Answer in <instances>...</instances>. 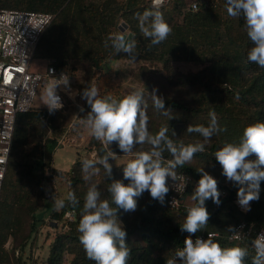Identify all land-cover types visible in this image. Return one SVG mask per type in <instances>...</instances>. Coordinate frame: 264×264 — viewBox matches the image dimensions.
I'll list each match as a JSON object with an SVG mask.
<instances>
[{"label":"trees","instance_id":"obj_1","mask_svg":"<svg viewBox=\"0 0 264 264\" xmlns=\"http://www.w3.org/2000/svg\"><path fill=\"white\" fill-rule=\"evenodd\" d=\"M188 1L170 0L167 6L159 9L171 26L172 33L158 45H153L150 38L143 36L136 19L137 13L142 14L153 8L151 0H0V8L55 15L54 21L42 36L36 53L41 52L46 58H54L49 64L54 60L57 70L65 71L70 80L73 74L68 69L71 57L67 49H62L68 45L66 41L69 44L72 42L71 47H77L83 52V58L88 65L87 73L90 79H94L92 87L98 89L100 98H124V87L114 69L106 66L104 70H100L104 59L109 62L133 60L161 65L170 74L166 78L162 76V79L181 94L184 93L185 97L178 99L170 98L166 94L162 96L165 109H171L165 115L163 110L154 107V100L146 98L143 92V107L152 134L166 126L169 129L168 136L178 144L202 142L203 137L197 133H188L187 128L189 125L207 127L210 123L209 113L216 112L220 126L227 127V132L214 135L203 153L196 154L190 163L178 166L176 171L191 178L186 197L192 196L201 178L198 172L200 169L204 168L217 179L221 204L217 206L211 199L206 201L211 218L208 226L198 233H218L219 237L214 242L222 247L247 248L245 264H252L256 255L251 248L252 239L243 243L230 242L227 239L230 233L228 229L234 228L240 222L253 225L254 230L264 227V181L260 185L259 200L251 202L248 212H241L235 204L239 186L222 175L223 169L216 161L215 153L227 143L238 144L247 126L264 122V68L248 62L247 53L254 45L247 36L242 15H228L226 0H195L199 6L197 12L184 10ZM123 23L134 35L136 47L131 56L123 52L116 53L111 41H108L110 35L119 33V27ZM105 41H108L107 47ZM174 63L193 65L197 71L178 73L176 76ZM157 93L162 95L163 91L157 90ZM68 100L70 99L64 95V108L54 113H50L48 108H33L18 118L0 200V264L11 263L4 248L8 233L16 236V232L22 230L21 223L13 212L29 211L33 219L29 234L21 238L22 244H18L13 253L15 256L17 250H24L27 240L37 231L40 223L35 218L39 203L33 201L32 194L41 186L42 179L53 180L57 176L69 182L70 192L75 193L79 203L73 206L67 199L64 208L51 213L53 221L63 222L66 212L75 211L76 221L69 231H63L52 243L46 264H65L66 254L73 256L71 264H95L87 258L80 243L78 225L88 189L95 184L102 193L101 199L111 202L108 188L112 181L99 164L95 166L100 169L102 180L99 183L95 179L85 180L83 162L79 158L67 173L54 169L52 176L46 177L50 162L44 160V155L45 152L52 155L58 147L57 136H63L64 111ZM84 105L87 115L91 112L87 99ZM78 125L80 124H74L67 134L77 133ZM172 131L176 136L172 135ZM49 134H53L52 137ZM89 142L97 150V159L106 155L108 150L113 151L116 156H125L116 142L105 145L93 137ZM150 150L151 146L144 144L136 146L133 151ZM163 155L165 161L172 159L167 151ZM251 159L254 160L255 157ZM114 161H109L113 168V179L122 180L127 185L129 181L123 178V167L129 161L113 164ZM38 170L40 174H37ZM167 195L161 203L152 199L150 193L145 191L137 198L136 211H118L121 226L127 232L126 244L131 248L128 264H165L184 245L188 233L181 231L184 220L179 216L186 212L171 210L167 205ZM111 206L115 207L114 204Z\"/></svg>","mask_w":264,"mask_h":264},{"label":"clouds","instance_id":"obj_2","mask_svg":"<svg viewBox=\"0 0 264 264\" xmlns=\"http://www.w3.org/2000/svg\"><path fill=\"white\" fill-rule=\"evenodd\" d=\"M163 0H153V8L137 13L139 29L143 36L150 38L153 45L165 41L172 33L171 26L166 22L163 12L158 5ZM226 10L229 16H241L252 47L247 53L249 63L264 68V0H226ZM116 53L132 55L136 44L133 39L123 34H113L108 37ZM105 41V47L108 46ZM60 79H65L64 75ZM69 83V82H68ZM56 85L49 84L46 88V105L50 113L63 107L61 97L57 95ZM226 87V86H225ZM91 106V112L86 117V126L97 141L105 145L113 142L125 155H134L123 167V178L129 181L126 185L122 180L113 179V168L110 159L115 160L116 154L108 150L107 154L95 161L84 160L83 171L87 173L85 180L99 173L95 165H102L107 177L112 181L108 188L111 202L101 199V191L93 184L87 191L83 214L79 221V239L89 260L95 264H128L131 257V248L126 244L127 232L118 216V211H136L137 198L147 191L154 200L163 203L170 191L168 178L172 181H184V176L177 174V167L190 163L194 156L205 151L206 145L214 135L227 132V127H221L215 111L209 113L210 123L203 125H189L188 133H197L203 141L184 145L177 143L168 136L169 129L164 126L156 134L148 128V116L143 107L144 94L137 90L117 100L112 96L99 97L97 88L85 89L83 93ZM154 107L164 111L165 115L171 109H165L164 100L152 94ZM172 135L176 133L172 131ZM148 144L150 151L134 153L138 145ZM171 154L172 159L165 161L164 152ZM95 155V153L93 154ZM255 159H251V157ZM216 161L221 165L228 181L239 186L237 193L238 203L246 210H250V203L258 201L260 185L264 181V122L247 126L238 144L227 143L215 153ZM201 178L195 186L191 199L196 203L187 209L186 218L181 225V231L189 236L184 240V247L175 251L174 258L166 264H245L248 256L247 248L240 246L222 247L214 242L212 234L208 239L195 236L208 226L211 214L206 207V201L212 200L217 206L221 204V192L218 190V181L203 169L198 171ZM186 184H176L177 191L185 189ZM68 201L77 205L79 201L74 192H69ZM176 201H173V205ZM114 204L115 207L111 205ZM65 207L63 199L55 200L56 211ZM236 238L238 233L233 228L228 229ZM256 255L252 264H264V234L258 235L253 241Z\"/></svg>","mask_w":264,"mask_h":264},{"label":"rangeland","instance_id":"obj_3","mask_svg":"<svg viewBox=\"0 0 264 264\" xmlns=\"http://www.w3.org/2000/svg\"><path fill=\"white\" fill-rule=\"evenodd\" d=\"M152 1L153 0H151V4ZM194 1L195 0H189L184 10L189 11V7ZM80 28L81 26L79 25V29ZM119 33L123 34L120 30ZM129 33L132 32L127 29L125 31V34L128 35ZM66 42L68 43V45H65L62 50L67 49L69 51V56L71 58L69 59L68 69L71 73L73 71V74L67 86H65V84L64 86L69 88L70 92L68 93H70L71 99L69 98L70 100H68L67 102L68 106L64 111L66 112V114L65 121L62 127V129L64 130L62 134L63 136L58 135L57 137L59 138V141L63 140L65 137L68 139L66 145L58 146L52 152V155H49L46 152L44 155V160L48 163L50 162L49 167H52L53 165L56 170L62 171L64 173H67L71 170L73 164L77 161L78 158L82 162L84 160H97V150L89 142L90 138H94V136L91 134V130L86 126L85 123L88 114L86 115L87 108L86 105H84L86 98L83 95L85 89H90L92 87V85L94 84V79H90L89 73H87L88 65L86 59L83 58V52L79 51V48L77 47H71L72 42L70 44L69 41ZM88 45L92 47V44L90 42H88ZM51 59L54 58H46L42 56L41 52H37L33 59L30 71L33 73H45ZM106 66L114 69V71L118 74L119 79L124 87L123 97L137 90H142L145 93L146 98L150 97L152 99L153 93L160 98L165 94L170 98L182 99V97H185L184 93L181 94L177 89H174L170 84H168L167 81H164L162 79V76L166 78V75L170 76V74H168L167 71L164 70L159 64H151L146 63L145 61L133 60H117L115 62H109L108 59H104L103 63L100 66V70H104V67ZM173 70L175 71L176 76L178 75V73L187 74L197 71L195 66L185 63H174ZM49 84H53V82H49L48 84L42 85L39 88L34 100V109L48 108L46 105V88ZM147 84H149L150 88H147ZM157 90L163 91V94H158ZM76 123L80 124L78 125V132L68 135L67 131H69V129H71ZM49 135V137H52L53 134ZM94 153L95 155H93ZM130 159H132V155H118L116 156L113 164L124 163L126 161H129ZM40 173V170H38L37 174ZM86 175L87 173L83 172L84 178ZM100 178H102V176L99 172L98 174L92 176L88 181H90L91 179H95L96 183H99V181L102 180ZM79 189L81 188H78V190ZM69 192V182L57 176L53 178V180L42 179L41 186L37 187V190L34 192V194H32L31 198L33 199V201H35L36 204L39 203L37 205L39 207L36 206L37 209L35 211V218L37 221H40V223L37 231L27 240L26 246L22 251L28 261L33 262V259H36V264H46L50 246L64 231V221H58V223H55L54 226L53 220L51 218V213L53 212V210H55V200H67ZM185 201L186 203L191 205L195 204L191 197H186ZM43 202L44 205H41V203ZM18 212L14 211L13 214L14 216L16 215V218L20 221L22 230H18L16 232V236L12 233H8V240L4 247L8 253L9 262H13L15 260V256H13V253L17 245L20 243L22 244L21 238L29 234L30 225L33 221V219L31 218V213L29 211L21 213ZM186 215L187 213H182L181 217L179 216V218L185 220ZM19 231L21 233L20 235ZM72 260L73 256L70 254H66L65 264H71Z\"/></svg>","mask_w":264,"mask_h":264},{"label":"built area","instance_id":"obj_4","mask_svg":"<svg viewBox=\"0 0 264 264\" xmlns=\"http://www.w3.org/2000/svg\"><path fill=\"white\" fill-rule=\"evenodd\" d=\"M169 2L170 0H163L162 4L157 7H165ZM198 9L197 2H193L189 7V11L193 12H197ZM54 19L55 15L49 13L0 8V200L8 172L14 132L19 116L30 112L34 108V100L39 88L49 82H53L54 85L57 82L59 83L57 95L61 97L63 104L60 110L64 108V95L68 98L70 97L64 86V83L69 81L68 74L65 71L59 72L54 60L50 62L45 73H33L30 71L42 36ZM62 75H64L65 79H60ZM67 139L65 137L59 141L58 146L66 145ZM54 169L52 165L47 170L46 176H52ZM177 174L178 176H184L185 179L184 181L174 182L171 178H168L170 191L167 195V205L173 211L187 213V209L194 206L185 201L191 178L184 173L177 172ZM178 183L186 184L185 189L177 191L176 184ZM173 201H176L174 205ZM235 204L241 212H248V210L239 205L238 198ZM75 221V211L66 212L63 224L64 231H69ZM55 223H58V221H53L54 226ZM233 229L235 233H238V238L230 232L227 239L235 243H243L252 239L251 248L256 253L253 241L258 235L264 234V227L254 230L253 225L240 222ZM208 233L212 234L213 240L219 237L216 232H201L192 236V239L195 240L199 237L207 240ZM183 247L184 245L178 249ZM174 256L175 253L171 258H174ZM34 261L36 262V259H33V262L28 261L24 253L21 250H17L15 252V260L10 264H36Z\"/></svg>","mask_w":264,"mask_h":264},{"label":"water","instance_id":"obj_5","mask_svg":"<svg viewBox=\"0 0 264 264\" xmlns=\"http://www.w3.org/2000/svg\"><path fill=\"white\" fill-rule=\"evenodd\" d=\"M128 29V26L123 23L120 27H119V30L129 39H133V33H129L128 35L125 34V31Z\"/></svg>","mask_w":264,"mask_h":264},{"label":"crops","instance_id":"obj_6","mask_svg":"<svg viewBox=\"0 0 264 264\" xmlns=\"http://www.w3.org/2000/svg\"><path fill=\"white\" fill-rule=\"evenodd\" d=\"M69 82V81H68ZM68 82H66V83H64L65 84V86H67V84H68ZM66 88V91H67V94H68V92H70L69 91V88L68 87H65ZM70 94V93H69ZM70 98V97H69ZM54 167V166H53Z\"/></svg>","mask_w":264,"mask_h":264}]
</instances>
